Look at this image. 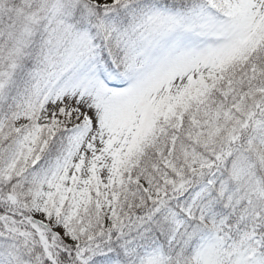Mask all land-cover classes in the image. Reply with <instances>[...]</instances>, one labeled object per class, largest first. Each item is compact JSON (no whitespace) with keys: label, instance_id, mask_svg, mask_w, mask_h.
I'll return each mask as SVG.
<instances>
[{"label":"snow or ice","instance_id":"6c2138e0","mask_svg":"<svg viewBox=\"0 0 264 264\" xmlns=\"http://www.w3.org/2000/svg\"><path fill=\"white\" fill-rule=\"evenodd\" d=\"M0 264H264V0H0Z\"/></svg>","mask_w":264,"mask_h":264}]
</instances>
